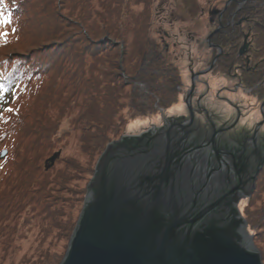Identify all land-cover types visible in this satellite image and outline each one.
<instances>
[{
  "label": "trees",
  "instance_id": "16d2710c",
  "mask_svg": "<svg viewBox=\"0 0 264 264\" xmlns=\"http://www.w3.org/2000/svg\"><path fill=\"white\" fill-rule=\"evenodd\" d=\"M4 3L11 24L3 26L10 31L8 42L0 41V122L6 132L0 140L6 139L9 151L0 159V264L16 263L26 231L34 232L36 245L33 255L24 257L26 264H60L64 255L59 261L60 246L53 242L71 238L78 209L72 202L64 205L61 190L78 194L69 187L76 173L93 176L106 147L131 121L177 103L183 77L164 38L151 35L153 0ZM245 6L264 23V0H246ZM255 33L253 61L261 68L250 78L253 85L264 80V28ZM215 38L221 44V36ZM72 134L88 157L84 168L56 150L57 142ZM261 175L264 167L258 180ZM245 201L239 205L244 218ZM251 229L248 224L247 232L260 236L264 223L258 232Z\"/></svg>",
  "mask_w": 264,
  "mask_h": 264
},
{
  "label": "water",
  "instance_id": "95a60500",
  "mask_svg": "<svg viewBox=\"0 0 264 264\" xmlns=\"http://www.w3.org/2000/svg\"><path fill=\"white\" fill-rule=\"evenodd\" d=\"M200 127L191 114L111 142L60 264H263L239 204L256 189L264 153L256 164L242 150L208 155ZM229 128L214 127L211 143Z\"/></svg>",
  "mask_w": 264,
  "mask_h": 264
},
{
  "label": "rangeland",
  "instance_id": "374dc122",
  "mask_svg": "<svg viewBox=\"0 0 264 264\" xmlns=\"http://www.w3.org/2000/svg\"><path fill=\"white\" fill-rule=\"evenodd\" d=\"M224 6L225 0H153L154 14L151 19V35L158 41L165 35V45H163V47H167V53L169 54L170 61L180 69L184 83L183 87L180 89V96L177 103L168 109L159 110L154 114L131 121L123 129L122 136L139 134L142 130L148 129L149 127L160 126L163 123V118L165 116L172 117L176 113L181 112L179 106H181L183 98H185L189 89L192 87V73L200 75L208 70H204V68L206 67L208 60V51L211 52V55L213 53L212 44L214 42V40L209 41L208 39L212 33L219 31V27L215 29L216 24H209V21L212 19L213 12L219 8L222 9ZM0 30L1 32L2 30L7 33L10 32L7 27L3 28L2 25H0ZM242 43L243 41L241 40L240 46ZM238 47L239 45H237L236 48ZM242 47L243 45L240 49ZM212 57L210 59H212ZM225 74L227 76V71L224 68L217 66L211 74L208 73L201 75V81H198L197 83L196 96L198 94H202L204 91L203 81L206 80L210 83L212 89L210 96L212 97L207 101L206 106H208L210 110H213V112H217L218 114L220 113L224 116V118H220L219 123L225 122L224 120L228 115V107L225 108L223 104L215 103L212 101V98L215 94L217 95L219 93V87L223 85L232 86L233 82H235V80L226 79ZM251 100L250 104H254V98H251ZM243 103L247 106L246 101H243ZM249 110L250 107H248V109H244L246 116H248L245 121L251 125L252 121H258L260 117L258 112L257 114L255 113L256 110ZM248 118L252 120H248ZM2 121L3 120L0 122V135L6 134L1 127ZM68 129L69 123H64L62 131H66ZM5 142L6 139L0 140V153L5 150ZM79 145V140H76L72 134L69 137L64 136L60 141H58L56 144V150H64L67 154H70V156L78 159L82 162L84 168L86 167L84 163H87L88 157L81 151ZM208 151L213 152L214 150ZM78 175H81V178L78 177ZM91 176L92 174L88 172L85 174H80V172L76 173V181H74L72 185H69V187H72V191L75 190L78 194H72V192H68L65 188L60 192L61 197H67L64 202L66 207H70L71 202L73 203V206L75 205L78 207L74 218L76 220V225L80 218L86 198L85 196L84 202L81 204V194L84 192V189L87 190V187L93 177ZM256 183L257 192L254 193V196L250 200H242V202L246 200L244 202V204L247 205L245 206V218L250 222L248 224L252 227L251 230H253V232L260 231L262 224L264 223V175H261ZM81 190H83V192H81ZM33 233L34 232L30 231L23 232L24 237L18 241V243L22 246V252L17 254L15 264H26L24 257L26 255H29L28 257L33 255V251L36 248V245L34 246L35 236ZM252 237L254 245L261 253L262 262L264 264V233L261 231L260 236L252 235ZM70 239L68 240V238L64 237L56 242H53V244L60 246V254L57 255L60 259H58L59 261H61V257L63 255L65 256L69 247ZM22 259L24 262H22Z\"/></svg>",
  "mask_w": 264,
  "mask_h": 264
},
{
  "label": "flooded vegetation",
  "instance_id": "af4514ba",
  "mask_svg": "<svg viewBox=\"0 0 264 264\" xmlns=\"http://www.w3.org/2000/svg\"><path fill=\"white\" fill-rule=\"evenodd\" d=\"M246 0H225V6L222 9L215 10L209 24H216L215 29L219 27L211 40L213 42V53L208 51V60L204 70V74H211L216 67L224 68L227 71L226 79L235 80L232 86L223 85L219 87L218 94L214 95L212 101L223 104L225 108L228 107L227 117L225 122L219 123L220 118H224L222 114L213 112L208 106L207 101L211 99V85L208 81L204 82V91L202 94L197 92V83L200 76L194 77L192 73V80L195 83L194 89H189L188 94L183 98V102L179 108L181 112L174 116L164 117V123L170 124H185L190 119L191 114L194 115V121L201 127L202 133L198 140V144L202 145L201 152L212 154L216 150L236 149L244 151L243 155L253 156L251 163L256 164L261 159L264 153V80L259 84L250 82V78L254 77L260 71V64L255 63V56L252 47V40L254 38L256 29H263L264 23L259 19L249 16V7L245 6ZM236 11L232 13L235 9ZM231 15V17H230ZM216 36H221V44L214 39ZM242 45L247 41L248 46L243 55L240 54V43ZM237 45H239L238 48ZM213 56V57H212ZM212 57V59H210ZM254 60V61H253ZM209 61V62H208ZM213 64L212 68L210 66ZM203 70V71H204ZM251 98H254V104L251 103ZM243 101H246L247 106ZM242 104H241V103ZM250 107L251 111L259 115V120L252 121L251 125L246 123V113L244 109ZM249 110V111H250ZM248 120H252L248 118ZM220 129L229 128L227 131L219 133L216 138V145L211 143L214 133ZM194 129V124L189 127ZM196 129V128H195ZM180 131V129H177ZM186 130V129H185ZM216 146V149L215 147ZM208 150H214L209 152ZM250 158V157H249ZM251 159V158H250Z\"/></svg>",
  "mask_w": 264,
  "mask_h": 264
},
{
  "label": "snow or ice",
  "instance_id": "6c2138e0",
  "mask_svg": "<svg viewBox=\"0 0 264 264\" xmlns=\"http://www.w3.org/2000/svg\"><path fill=\"white\" fill-rule=\"evenodd\" d=\"M8 24H11V16L10 14L6 15L5 14V3L4 0H0V25L6 26ZM13 32H15V29H13ZM7 32H0V41L3 43H7ZM7 111L11 112L13 111L12 109H6Z\"/></svg>",
  "mask_w": 264,
  "mask_h": 264
}]
</instances>
